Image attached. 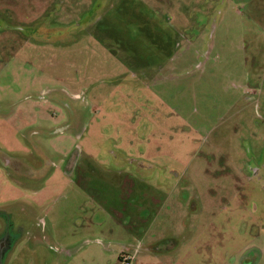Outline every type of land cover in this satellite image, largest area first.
<instances>
[{"label":"rangeland","instance_id":"rangeland-1","mask_svg":"<svg viewBox=\"0 0 264 264\" xmlns=\"http://www.w3.org/2000/svg\"><path fill=\"white\" fill-rule=\"evenodd\" d=\"M6 264H264V0H0Z\"/></svg>","mask_w":264,"mask_h":264},{"label":"flooded vegetation","instance_id":"flooded-vegetation-1","mask_svg":"<svg viewBox=\"0 0 264 264\" xmlns=\"http://www.w3.org/2000/svg\"><path fill=\"white\" fill-rule=\"evenodd\" d=\"M9 254H11L10 246L5 238H0V264H6Z\"/></svg>","mask_w":264,"mask_h":264}]
</instances>
